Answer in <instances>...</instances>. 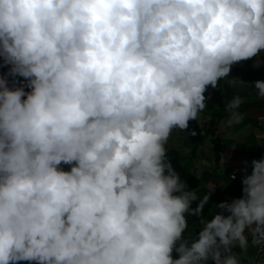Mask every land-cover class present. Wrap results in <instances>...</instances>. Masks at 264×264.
<instances>
[{"label": "clouds", "instance_id": "9594fccd", "mask_svg": "<svg viewBox=\"0 0 264 264\" xmlns=\"http://www.w3.org/2000/svg\"><path fill=\"white\" fill-rule=\"evenodd\" d=\"M261 57L264 0H0V264H241L236 249L264 252V158L250 174L244 161L242 196L209 220L218 185L199 194L168 152L174 130L197 135L190 122L221 80L264 99V80L230 78ZM245 103L239 91L224 101L221 131Z\"/></svg>", "mask_w": 264, "mask_h": 264}, {"label": "crops", "instance_id": "0c3cea01", "mask_svg": "<svg viewBox=\"0 0 264 264\" xmlns=\"http://www.w3.org/2000/svg\"><path fill=\"white\" fill-rule=\"evenodd\" d=\"M261 59L264 60V57H261ZM254 64L255 58L233 66L230 78L236 77L248 84H253L256 80H264V63L259 67H254ZM0 66H7L3 64L2 58H0ZM8 71L9 69L5 68L1 76L6 75ZM19 82H23V78L19 77ZM9 83H13V78L9 77ZM222 88L224 101L230 99L235 91H239L245 97L246 103L241 109L242 112L246 113L243 122L237 125L230 134L221 131L220 122L226 117L227 113L224 112V103L223 105H217L205 114L202 113L199 117L200 124L207 134L198 145L194 146L185 132L186 136L183 137L182 145L173 146L180 151L182 164L199 178L200 185L195 189L199 194L203 195L210 185H218L210 197L209 204L203 210L204 217L209 220L212 218V214L219 211V209L213 208V205L224 201L230 202L232 199L242 196L241 181L232 180L229 182L228 176L235 173L237 176L242 177L245 169L244 161L249 162L247 171L250 174L251 160L264 158V145H260L264 142L257 139L258 134L264 133V99L258 98L256 90L251 86L243 89H233L226 80H222ZM215 137H218L223 146L221 153L215 150ZM222 154L230 157L225 165L221 162ZM222 184L227 185L220 187L219 185ZM195 207L196 204L193 203L192 208ZM186 218L189 224V234L195 235L200 230L199 217L187 215ZM185 235H187V232ZM257 250L258 248H249L247 252L239 249L235 251L240 254L241 264H249ZM18 264H29V262L21 261ZM32 264H35V262H32Z\"/></svg>", "mask_w": 264, "mask_h": 264}, {"label": "trees", "instance_id": "16d2710c", "mask_svg": "<svg viewBox=\"0 0 264 264\" xmlns=\"http://www.w3.org/2000/svg\"><path fill=\"white\" fill-rule=\"evenodd\" d=\"M5 68H8L9 69V66H0V76H1V74H2V72H3V70ZM16 80L19 81V77H17ZM209 92L211 93L212 99L208 102L207 110H211L213 107H215L217 105H223V103H224V91H223V88H222V80L219 83L218 89H211V88H209ZM205 95H208V93L206 92ZM190 127L192 129H195L196 130L197 135L194 136V137L188 135V133H187V135H188V138H189L190 142L194 146H196L205 137L206 132H205L204 127L201 126L199 119L196 120V121L190 122ZM214 146H215V150L218 153H221V151L223 150V146L221 145L218 137H215V139H214ZM168 152H169V156L172 159V163H173L174 167L181 174L182 178H186L187 179V182L189 183V185L194 190L197 189L199 187V185H200L199 178L196 177L192 172H190L182 164V158H181L180 151L177 148L171 146L170 145V142H168ZM63 168L66 171L69 170V166L68 165H63Z\"/></svg>", "mask_w": 264, "mask_h": 264}, {"label": "rangeland", "instance_id": "374dc122", "mask_svg": "<svg viewBox=\"0 0 264 264\" xmlns=\"http://www.w3.org/2000/svg\"><path fill=\"white\" fill-rule=\"evenodd\" d=\"M207 111H210V110H206L204 112H202L203 114H205ZM202 113L200 114V116L202 115ZM200 120V118H199ZM207 134V133H206ZM186 136V133L185 132H182V131H178V130H174L171 137H170V144L171 146H176V145H182V142H183V137ZM206 136V135H205Z\"/></svg>", "mask_w": 264, "mask_h": 264}, {"label": "built area", "instance_id": "2783aa9c", "mask_svg": "<svg viewBox=\"0 0 264 264\" xmlns=\"http://www.w3.org/2000/svg\"><path fill=\"white\" fill-rule=\"evenodd\" d=\"M241 178L242 177H239V176L236 175V179L235 180H240L241 181ZM262 255H264V252H262V250L258 248V250H257V252H256L254 257L260 258Z\"/></svg>", "mask_w": 264, "mask_h": 264}]
</instances>
